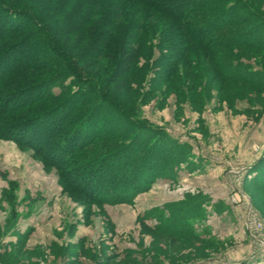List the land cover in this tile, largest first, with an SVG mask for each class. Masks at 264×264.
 <instances>
[{
    "label": "trees",
    "instance_id": "16d2710c",
    "mask_svg": "<svg viewBox=\"0 0 264 264\" xmlns=\"http://www.w3.org/2000/svg\"><path fill=\"white\" fill-rule=\"evenodd\" d=\"M253 1L0 0V138L56 168L86 204H132L193 154L142 117L144 102L175 93L201 109L215 90L234 109L264 99V13ZM248 171L247 191L264 196V153ZM205 199L188 194L143 224L176 248L199 238Z\"/></svg>",
    "mask_w": 264,
    "mask_h": 264
},
{
    "label": "rangeland",
    "instance_id": "374dc122",
    "mask_svg": "<svg viewBox=\"0 0 264 264\" xmlns=\"http://www.w3.org/2000/svg\"><path fill=\"white\" fill-rule=\"evenodd\" d=\"M217 94L201 109L161 92L141 105L143 118L189 141L193 154L176 179L158 177L132 204H86L56 168L0 138V264H264V196L253 199L244 183L264 153V99L241 97L234 109ZM188 194L206 197L192 221L199 238L159 244L143 222L155 225Z\"/></svg>",
    "mask_w": 264,
    "mask_h": 264
},
{
    "label": "built area",
    "instance_id": "2783aa9c",
    "mask_svg": "<svg viewBox=\"0 0 264 264\" xmlns=\"http://www.w3.org/2000/svg\"><path fill=\"white\" fill-rule=\"evenodd\" d=\"M247 223H248V226H250L251 231H253V232H255V233L258 231V227L253 226L252 224L250 225V222H249V221H248ZM258 224L260 225L261 223L258 222Z\"/></svg>",
    "mask_w": 264,
    "mask_h": 264
}]
</instances>
